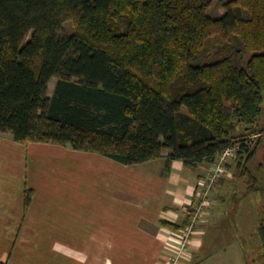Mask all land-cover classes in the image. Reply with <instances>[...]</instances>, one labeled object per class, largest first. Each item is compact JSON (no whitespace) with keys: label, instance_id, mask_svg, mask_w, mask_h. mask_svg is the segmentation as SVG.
Segmentation results:
<instances>
[{"label":"trees","instance_id":"trees-1","mask_svg":"<svg viewBox=\"0 0 264 264\" xmlns=\"http://www.w3.org/2000/svg\"><path fill=\"white\" fill-rule=\"evenodd\" d=\"M239 125L264 143V0H0V133L14 141L129 166L233 148L264 197V157L251 172Z\"/></svg>","mask_w":264,"mask_h":264},{"label":"crops","instance_id":"crops-1","mask_svg":"<svg viewBox=\"0 0 264 264\" xmlns=\"http://www.w3.org/2000/svg\"><path fill=\"white\" fill-rule=\"evenodd\" d=\"M209 165L162 158L129 166L0 133V264H158L180 234L162 222L185 221Z\"/></svg>","mask_w":264,"mask_h":264},{"label":"rangeland","instance_id":"rangeland-1","mask_svg":"<svg viewBox=\"0 0 264 264\" xmlns=\"http://www.w3.org/2000/svg\"><path fill=\"white\" fill-rule=\"evenodd\" d=\"M65 29L70 32L72 22H67ZM55 81L51 80V87ZM233 135L246 138L252 149L257 148L248 165L252 172L253 166L263 160L264 143L256 146L257 137L249 135L242 125ZM235 157V154L229 157L226 173L220 178L222 182L218 181L209 192L208 208L191 234L192 244L188 251L191 259L186 264H198L201 260V264H264V244L259 234L260 224L264 222V197L248 190V178L240 177ZM197 202L194 198L192 206H197Z\"/></svg>","mask_w":264,"mask_h":264},{"label":"built area","instance_id":"built-area-1","mask_svg":"<svg viewBox=\"0 0 264 264\" xmlns=\"http://www.w3.org/2000/svg\"><path fill=\"white\" fill-rule=\"evenodd\" d=\"M234 151L233 148L227 149L210 163L211 166L205 178L198 182L197 189L194 192V198L198 201L197 206H192L191 203L183 211L186 217L190 215V210L194 211V214L190 218V223L183 230L179 231L177 248L173 249V253L170 256L164 258L162 264H180L183 253L189 250L192 244L191 234L193 228L206 212L205 208H208L209 192H211V189L215 187L220 178L226 173L227 161L234 154Z\"/></svg>","mask_w":264,"mask_h":264}]
</instances>
